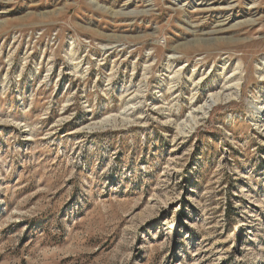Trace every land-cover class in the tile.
I'll use <instances>...</instances> for the list:
<instances>
[{
	"label": "rangeland",
	"instance_id": "1",
	"mask_svg": "<svg viewBox=\"0 0 264 264\" xmlns=\"http://www.w3.org/2000/svg\"><path fill=\"white\" fill-rule=\"evenodd\" d=\"M0 264H264V0H0Z\"/></svg>",
	"mask_w": 264,
	"mask_h": 264
},
{
	"label": "bare ground",
	"instance_id": "2",
	"mask_svg": "<svg viewBox=\"0 0 264 264\" xmlns=\"http://www.w3.org/2000/svg\"><path fill=\"white\" fill-rule=\"evenodd\" d=\"M221 31L222 30H218L216 32H221ZM232 76L233 77H231L227 83H218V82H216V86H218L219 89L217 91L215 90V92L213 94H210L209 97H207V99L204 100V102H203L204 104L202 106V108L204 110L203 113H202L203 116H205L206 113L212 107V105L216 104L218 101L229 100L233 94L231 95L228 91L233 90L234 94L237 91H239L240 85H241V77L240 76H236L235 74H233ZM231 93H233V92H231Z\"/></svg>",
	"mask_w": 264,
	"mask_h": 264
}]
</instances>
